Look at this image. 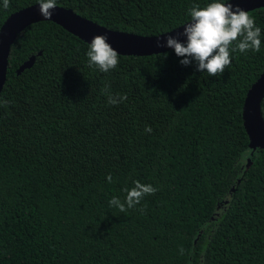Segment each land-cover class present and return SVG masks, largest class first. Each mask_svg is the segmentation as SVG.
I'll return each mask as SVG.
<instances>
[{"label": "trees", "instance_id": "1", "mask_svg": "<svg viewBox=\"0 0 264 264\" xmlns=\"http://www.w3.org/2000/svg\"><path fill=\"white\" fill-rule=\"evenodd\" d=\"M210 2L56 6L156 36ZM36 3L9 0L5 9L0 0V27ZM247 12L261 28V50L230 53L218 76L182 65L174 49L118 54L117 68L104 73L89 66V43L48 20L17 35L0 92L8 101L0 103V264H264V149L249 148L242 119L264 71V7ZM106 85L127 100L109 105ZM137 180L158 190L125 213L109 207Z\"/></svg>", "mask_w": 264, "mask_h": 264}, {"label": "clouds", "instance_id": "2", "mask_svg": "<svg viewBox=\"0 0 264 264\" xmlns=\"http://www.w3.org/2000/svg\"><path fill=\"white\" fill-rule=\"evenodd\" d=\"M40 13L50 19L51 9L56 7V0H38ZM3 7H9V0H3ZM191 21L186 23L182 35L186 42L169 35L165 43H159V47L172 48L178 57H182L180 63L188 66L196 63L197 71L207 72L210 76L223 75L225 69L231 64L230 53L239 51L242 54L247 52H259L261 50V28L256 26L255 19L239 5L233 10L231 3L223 0H213L205 7L198 4L188 9ZM89 66H95L101 72L107 73L117 68L119 55L116 49L108 42L105 35H96L89 44L87 51ZM166 57V55H165ZM107 95L109 105H117L127 100V95H112L110 85L101 90ZM7 106L8 101L0 102ZM146 133H151V126L145 128ZM107 181L113 182V177L108 174ZM158 189L151 184H143L139 180L134 181L131 189H123L125 197L123 202L117 196L109 200V207L118 208L121 213L128 209H136L147 195L154 194ZM146 205L139 208L140 214H145ZM180 254H184L183 247Z\"/></svg>", "mask_w": 264, "mask_h": 264}, {"label": "water", "instance_id": "3", "mask_svg": "<svg viewBox=\"0 0 264 264\" xmlns=\"http://www.w3.org/2000/svg\"><path fill=\"white\" fill-rule=\"evenodd\" d=\"M233 10L239 5L245 11L264 7V0H228ZM52 16L46 19L40 13L39 3L26 6L10 14L0 27V92L6 80L8 55L10 47L17 35L32 23L39 21H52L81 40L90 44L96 35H105L108 42L118 54L122 55H150L170 50L172 48L159 47V43H165L169 35L179 38L182 42L186 37L182 35L186 23L156 36H142L107 29L77 13L72 9L56 6L51 9ZM33 62L30 58L24 62L17 73L29 67ZM264 96V71L249 87L242 106L243 125L249 138V148L254 151L257 148L264 149V120L261 115V101ZM249 166V163L246 167Z\"/></svg>", "mask_w": 264, "mask_h": 264}]
</instances>
